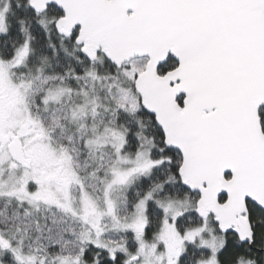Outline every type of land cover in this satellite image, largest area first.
Listing matches in <instances>:
<instances>
[{"label":"snow or ice","instance_id":"6c2138e0","mask_svg":"<svg viewBox=\"0 0 264 264\" xmlns=\"http://www.w3.org/2000/svg\"><path fill=\"white\" fill-rule=\"evenodd\" d=\"M0 264H264V0H0Z\"/></svg>","mask_w":264,"mask_h":264}]
</instances>
